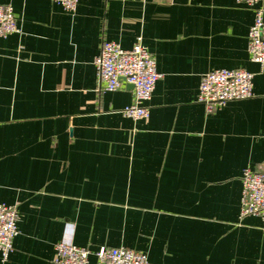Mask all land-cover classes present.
<instances>
[{
    "label": "crops",
    "instance_id": "1",
    "mask_svg": "<svg viewBox=\"0 0 264 264\" xmlns=\"http://www.w3.org/2000/svg\"><path fill=\"white\" fill-rule=\"evenodd\" d=\"M20 31L0 37V202L18 209L0 264H55L59 242L145 253L152 264H264V220L241 215L243 173L264 163V64L254 11L237 0H0ZM141 38L162 75L148 119L134 89L99 90L102 43ZM254 74L251 98L212 113L202 76Z\"/></svg>",
    "mask_w": 264,
    "mask_h": 264
},
{
    "label": "built area",
    "instance_id": "2",
    "mask_svg": "<svg viewBox=\"0 0 264 264\" xmlns=\"http://www.w3.org/2000/svg\"><path fill=\"white\" fill-rule=\"evenodd\" d=\"M67 11H74L78 0H52ZM254 11V23L249 32L248 51L252 61L264 64V0H237ZM17 16L11 5L0 3V37L18 33ZM100 91H115L123 84L134 85V100L121 110L125 117L148 119L151 99L162 75L156 60L144 47L141 38L132 49H123L118 43L104 41L94 62ZM254 74L245 69H216L202 76L198 102L208 113L230 101L251 98ZM243 195L241 215H254L264 220V163L259 169L247 168L242 177ZM19 213L14 205L0 202V255L6 262L14 250L18 235ZM92 251L72 243L59 242L53 257L55 264H89ZM96 264H152L147 255L127 247H101L95 252Z\"/></svg>",
    "mask_w": 264,
    "mask_h": 264
},
{
    "label": "water",
    "instance_id": "3",
    "mask_svg": "<svg viewBox=\"0 0 264 264\" xmlns=\"http://www.w3.org/2000/svg\"><path fill=\"white\" fill-rule=\"evenodd\" d=\"M130 87L134 89V85L130 84Z\"/></svg>",
    "mask_w": 264,
    "mask_h": 264
}]
</instances>
